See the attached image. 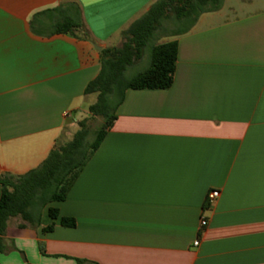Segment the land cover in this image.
Here are the masks:
<instances>
[{
	"label": "crops",
	"instance_id": "1",
	"mask_svg": "<svg viewBox=\"0 0 264 264\" xmlns=\"http://www.w3.org/2000/svg\"><path fill=\"white\" fill-rule=\"evenodd\" d=\"M153 1L0 0V176L71 139L96 100L84 89L99 51ZM73 4L89 37L32 31L35 13ZM172 39L170 87L125 90L66 198L48 204L58 218L11 217L0 264H264V0H223Z\"/></svg>",
	"mask_w": 264,
	"mask_h": 264
},
{
	"label": "trees",
	"instance_id": "2",
	"mask_svg": "<svg viewBox=\"0 0 264 264\" xmlns=\"http://www.w3.org/2000/svg\"><path fill=\"white\" fill-rule=\"evenodd\" d=\"M222 4L223 0H155L122 29L118 46L99 51L100 70L84 89L85 95L96 94V100L88 106L89 115L78 121V129L71 139L56 140L47 157L28 172L0 176V253L8 247L5 234L11 217L19 216L29 225L36 226L42 209L47 207L50 218H58V208L48 204L66 198L72 184L112 126L127 88L170 87L177 57V40L156 41L188 32L202 13L215 11ZM40 14H47V22L38 20ZM36 23L47 34L63 33L76 38L90 35L79 6L74 4L35 13L30 25L32 31L41 33L35 28ZM146 49L150 54L149 65L126 77L127 67L139 60ZM96 116L101 117L102 122L91 130L88 121ZM91 134L93 138L89 140ZM60 223L73 227L75 220L61 217ZM53 226L51 223L43 229L50 231Z\"/></svg>",
	"mask_w": 264,
	"mask_h": 264
},
{
	"label": "rangeland",
	"instance_id": "3",
	"mask_svg": "<svg viewBox=\"0 0 264 264\" xmlns=\"http://www.w3.org/2000/svg\"><path fill=\"white\" fill-rule=\"evenodd\" d=\"M165 39H167V37L161 38V39L157 40L156 42H162ZM119 43L120 42L118 41V43H116V45ZM149 62H150V54H149V51L146 49L144 51L142 57L139 60H137L136 62H134L133 64H131L130 66L127 67L126 72H125L126 77H131V76L135 75L136 73L144 70L149 65ZM94 96L96 99V94H94ZM101 122H102V118L99 116L91 118L88 121L91 130H94L96 127H98ZM92 138H93V136L91 134L89 136V140H92Z\"/></svg>",
	"mask_w": 264,
	"mask_h": 264
},
{
	"label": "built area",
	"instance_id": "4",
	"mask_svg": "<svg viewBox=\"0 0 264 264\" xmlns=\"http://www.w3.org/2000/svg\"><path fill=\"white\" fill-rule=\"evenodd\" d=\"M220 194L219 189L213 188L210 189L207 194H206V205L211 204ZM201 226H205L206 225V220L202 219L200 222ZM193 244L196 246L198 245V240H195L193 242Z\"/></svg>",
	"mask_w": 264,
	"mask_h": 264
},
{
	"label": "water",
	"instance_id": "5",
	"mask_svg": "<svg viewBox=\"0 0 264 264\" xmlns=\"http://www.w3.org/2000/svg\"><path fill=\"white\" fill-rule=\"evenodd\" d=\"M96 48H97L98 50H100V47L96 46Z\"/></svg>",
	"mask_w": 264,
	"mask_h": 264
}]
</instances>
